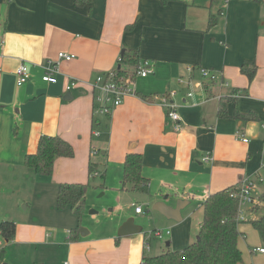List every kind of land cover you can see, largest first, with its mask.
Returning <instances> with one entry per match:
<instances>
[{
    "label": "crops",
    "instance_id": "crops-1",
    "mask_svg": "<svg viewBox=\"0 0 264 264\" xmlns=\"http://www.w3.org/2000/svg\"><path fill=\"white\" fill-rule=\"evenodd\" d=\"M60 51L74 58L59 61L57 82H44V67ZM145 61L151 72L138 75L136 70ZM247 62L256 66L251 80L240 69ZM20 63L27 64L30 76L18 86L15 70ZM118 67L132 74L135 94L124 96L109 114H96L100 90L95 78ZM201 68L214 71L218 79L202 77ZM70 80L77 83L67 90ZM173 91L177 131L161 104L162 97ZM41 135L66 140L74 155L56 158L50 177L34 178L24 157L36 151ZM95 147L103 157L91 154ZM129 152L142 155L146 185L122 187ZM205 155L210 159L203 160ZM90 164L96 169L91 177ZM90 178L101 196L117 189V199L106 208L108 203L94 200V191L86 187L82 220L77 221L69 207L63 208L73 215L66 225L68 240L62 242L72 264H140L143 256L166 249L147 254L150 236L142 231L118 235L127 218L144 214L134 210L141 203L130 202L133 211L122 203L139 187L147 188L144 198L150 203L181 205L179 220L164 219L169 225L165 246L175 250L195 240L192 219L199 217L198 224L194 222L198 234L204 202L211 194L248 178L256 183L253 196L260 203L264 0H0V182L33 180V188L56 184L55 200L41 205L56 217L59 184L89 185ZM25 201L7 202L14 215H1L2 220L16 222V229L9 242L0 236L4 249L0 264H14L9 262V250L22 253L26 247H34L33 262L42 260L43 255L35 258L38 245L49 249L56 243L38 220H23L18 205L29 209ZM252 206L242 212L240 236L246 235L251 220L262 216ZM256 247L264 246L251 251L258 252Z\"/></svg>",
    "mask_w": 264,
    "mask_h": 264
},
{
    "label": "trees",
    "instance_id": "trees-1",
    "mask_svg": "<svg viewBox=\"0 0 264 264\" xmlns=\"http://www.w3.org/2000/svg\"><path fill=\"white\" fill-rule=\"evenodd\" d=\"M128 59V58H127ZM125 61L122 54L121 61ZM120 61V62H121ZM123 61L121 63H123ZM127 61H132L129 59ZM136 66V65H135ZM241 72L248 80L254 76L256 66L254 62L241 65ZM116 76H132L131 73L118 67ZM73 147L59 136L41 135L36 151L24 157L26 167L34 173L50 176L53 170L54 160L58 157H72ZM122 187L133 184L146 185L147 179L142 175V155L136 152L126 154L123 162ZM94 164H90L88 171L90 177L95 173ZM86 183H61L58 186L56 207L63 209L69 207L78 221L81 220L85 209ZM240 185H232L211 194L204 202L203 217L198 236L182 249L172 250L168 246L158 254L143 256L140 264H238L242 260V252L238 247L240 232L238 224L241 222L239 215ZM260 203L252 206V211H262V216L250 221L258 230L264 240V189L259 196ZM16 224L13 220L0 221V236L9 242L14 238ZM4 255V249H0V260Z\"/></svg>",
    "mask_w": 264,
    "mask_h": 264
},
{
    "label": "rangeland",
    "instance_id": "rangeland-1",
    "mask_svg": "<svg viewBox=\"0 0 264 264\" xmlns=\"http://www.w3.org/2000/svg\"><path fill=\"white\" fill-rule=\"evenodd\" d=\"M96 117V116H95ZM94 152L91 154L96 156L99 155V157H103L100 153L99 148L95 147ZM95 162L97 160L93 159ZM32 177H38L36 173H33L32 171ZM51 176V175H50ZM49 176V177H50ZM45 177V176H44ZM92 178L89 179V185L87 186L88 191H94V197L95 200H103L108 203V206L106 208H109L112 203L117 199V189H111L105 192L104 195H100L98 193L97 188H99L98 185L96 187L92 185ZM33 180H29V182H20L15 179H5L0 182V216L3 214H8L7 216L14 215L13 212L6 208V203L9 201H15L19 202L21 198H24V200L27 199V201L30 204V208L27 210H23V204L18 205L20 209V213L23 215V220H31V218H34L38 220L41 224H43L47 230L51 231L52 236L50 237L51 240H54L56 243L53 247L47 249L44 246L38 245V250L35 252V258L38 256L43 255L42 260H36L33 262V257L31 253L34 252V247H26L24 251L21 253L20 249H16L17 253L9 250L11 253L9 257V262H13L14 264H62L64 260H69L66 258V248L62 244L63 241L68 240L69 236V227L66 226L68 223V219H72L73 215L71 211L67 209H59L55 206L54 213L56 214V217H52L42 209V202L47 203L51 202L52 199L55 200L56 196V190L54 183H45V184H38L37 188H33L31 185ZM260 184V183H259ZM86 190V193H87ZM131 191V190H130ZM147 188H138L134 191L130 192V196L125 198L123 204H125L126 208L128 205H130V202H139L143 206L144 214L136 216L134 215V220L136 224H138L141 228V231L146 235V238L148 236V243L150 244L147 254H154L156 252H159L162 248H166L165 246V240H167L168 237L163 236V238H155L151 234H149L154 229H162L165 230V228H168L167 221L165 222L164 219H170L163 215L161 212L153 208L154 203H150L149 201H146L144 196L147 197ZM101 196V197H100ZM256 196V194H255ZM148 199V198H147ZM149 200V199H148ZM56 204V203H55ZM256 204V202L254 203ZM253 204V205H254ZM259 204V203H258ZM15 209H17L13 205ZM252 206L251 204H244L241 206V211L243 213L248 210V208ZM246 207V208H245ZM129 208V206H128ZM96 210V209H94ZM129 210L133 211V208L130 207ZM200 211V210H199ZM249 211V210H248ZM38 212L40 215H38ZM89 213V210L86 212V215ZM89 215V214H88ZM87 215V216H88ZM84 217V221H86V217ZM83 217V216H82ZM74 218H77L74 216ZM101 218V217H100ZM3 219V216L0 217V220ZM103 219V218H102ZM101 219V220H102ZM199 217L194 216V220L192 219V228L194 231V238L196 240V237L198 234L196 233L198 231L197 227V220ZM78 221V219H76ZM82 220V219H81ZM174 220V219H173ZM80 221V220H79ZM197 223L196 225L194 224ZM16 223V222H15ZM249 227L246 230V235L239 236L238 239V245L242 251V260L238 264H264V253L259 252H252L251 247L253 246H264V240L261 237L260 233L257 229H255L250 224L247 225ZM171 228V227H170ZM54 229L56 231H54ZM196 230V231H195ZM54 231V232H53ZM8 250V247L6 248ZM175 250V249H172ZM178 250V249H177ZM9 264V263H8Z\"/></svg>",
    "mask_w": 264,
    "mask_h": 264
},
{
    "label": "built area",
    "instance_id": "built-area-1",
    "mask_svg": "<svg viewBox=\"0 0 264 264\" xmlns=\"http://www.w3.org/2000/svg\"><path fill=\"white\" fill-rule=\"evenodd\" d=\"M74 58V54L66 53L60 51L57 54L56 60L48 61L47 65L44 67V73L41 79L44 82L48 83H55L57 82V75L60 74L59 70V61H69ZM119 61L121 58L118 59ZM151 72L149 64L145 61L142 65H140L136 73L141 76H145ZM202 77H206L211 81H215L218 79V75L209 69H200ZM16 84L22 85L27 81L30 76L29 69L26 63H20L16 70ZM96 88L99 89V94L95 97L97 106H95L94 112L96 114H109L111 110L118 106L124 96L128 94H135L134 88L131 86V79L130 76H116L115 71H110L106 75H97L95 78ZM77 82L75 80H70L69 84L66 85V89L69 90L71 87L75 86ZM175 94V92H170L167 95H164L161 99V104L166 109V115L169 119L174 121V129L177 131L180 127L179 116L175 110V104L170 100V96ZM192 93L188 92L187 95L190 96ZM94 135H98L97 131L93 132ZM243 141H247V138L242 137ZM210 159L209 155H205L203 160L207 161ZM256 183L248 178H245L240 183L239 193L237 194L239 199V219H243L241 206L244 204H251L253 205L256 202L255 197L253 196V191L255 189ZM134 210L136 213H144L143 207L141 204L135 205ZM149 234H151L155 238H163V236L169 234V230H162V229H154ZM146 247L148 246L147 243L145 244ZM254 250L264 253V247H256ZM63 264H72L70 261L66 260Z\"/></svg>",
    "mask_w": 264,
    "mask_h": 264
},
{
    "label": "water",
    "instance_id": "water-1",
    "mask_svg": "<svg viewBox=\"0 0 264 264\" xmlns=\"http://www.w3.org/2000/svg\"><path fill=\"white\" fill-rule=\"evenodd\" d=\"M181 205L177 203L174 207L167 205L165 201H157L153 204V208L161 212L163 215H165L168 218L179 220V209ZM141 231V228L138 224H136L133 220V217H129L124 221L121 226L118 229V235H126V234H132L137 233ZM199 236L196 237L198 239Z\"/></svg>",
    "mask_w": 264,
    "mask_h": 264
}]
</instances>
